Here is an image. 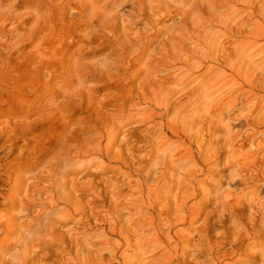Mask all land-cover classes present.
Masks as SVG:
<instances>
[{
	"label": "bare ground",
	"instance_id": "1",
	"mask_svg": "<svg viewBox=\"0 0 264 264\" xmlns=\"http://www.w3.org/2000/svg\"><path fill=\"white\" fill-rule=\"evenodd\" d=\"M7 1L9 0H0L2 34L8 23L18 25L20 20L28 14L31 15L28 21L30 27L20 30L17 26L10 35L4 33L3 38L0 37L1 54L7 50L11 52L15 44L18 45L21 42L30 41L29 46L36 43L33 51L22 53L23 55L18 58L19 60L27 59L25 60L27 63L34 59V62L32 61L34 66L30 65L33 68L28 67L22 70L17 66V83L24 81V74L36 72L40 75L45 71L50 79L58 72L67 79L63 85L60 84L61 100L59 102L51 99L39 105H33L29 109H33L31 111L37 112L40 117L46 114L48 119L57 120L70 109L83 108L87 103L90 117L95 118V135L92 138L82 139V141L73 138L72 142L66 139L60 152L48 164V176L51 177V181L61 176L62 170L66 171L65 162L73 160L76 163L71 165L72 174H76V169L86 168L85 166L93 164L106 166L107 163L111 165L109 170L116 174L113 173L114 177L102 183L95 181V178L90 179L86 183L89 191L88 200L73 197L72 192L62 193L60 190L63 184L60 187L57 186L53 200L56 199L58 204V216L66 220L78 218L73 223L72 229L57 237L56 242L59 248L55 251L51 249H45L42 253L39 249L32 251L31 246L33 247L32 243L35 242L33 236L38 235L33 233V229L39 227L31 228L24 223H9L10 231L0 238V243L9 241L11 237L17 235L16 243L7 248L5 255H0V264H47L52 259L58 264H206V262L264 264V200L261 202L264 199V162L258 161L256 153L258 151L251 152L252 148L238 156L245 147V142L238 145L241 138L239 139V135L233 133L234 125L240 120L242 121L238 125L245 124V127H251L255 131L264 126V106L261 105L264 100V68L258 75L257 73L245 75L242 84L237 82L236 77L242 75L244 66L236 70L239 66L236 61H231L235 78L220 70L222 66L218 65L220 61L218 62L217 58L214 61L215 65L210 70H205L211 64L215 54L213 48H209L214 41H206L208 35L205 39L202 38L204 40H199L202 43L199 44V48L193 50L186 49L187 43L182 38L175 39L174 35L172 36L174 39H167L161 43L155 41L156 49L143 59L149 47L144 48L142 42L137 39H127L122 34L118 35L117 20L121 10L130 8L139 12L138 16L141 15L145 19L147 28H155V23L150 16L155 14L157 17L159 13H155L157 3L147 5V2L139 3L140 0H114L113 2L106 0L105 2L108 1V3L104 7L100 5L101 0H71L72 2L68 0L70 4L67 3L64 8H61L62 10L54 9L52 10L54 12H51L52 15H45L47 8L44 0H31L26 8L33 7L34 10L25 13H19V9L7 4ZM246 1L250 2V0ZM234 2L236 1L230 0L229 3ZM222 3V0H204L203 5H206L204 8L213 11V15L209 16L210 20L206 18L209 21L208 30L216 26L223 28L228 24V21L219 20L216 23L213 20L217 16L214 11ZM169 5L170 2L165 0L160 1L158 7L169 8ZM261 14L264 16V9ZM79 18H95L94 21L98 24L94 34L88 31L83 34L85 30L83 32L78 30L82 32V36L77 37L80 35L77 34V38H74L76 31L72 27L68 29V32L62 30L61 33L56 30L59 29L61 22H74ZM189 22L191 21H188V24ZM194 23H192L193 27H189L187 23L186 25L194 28ZM215 23L216 26H214ZM186 25L183 24V26ZM188 27L185 28L188 29ZM57 31L61 33L60 38L62 37V40L58 41H63L60 47L57 44L61 41L59 43L52 41L56 35L59 37L56 34ZM191 31L190 34H194L193 30ZM196 33L199 39L200 31ZM97 38L114 44L124 39L119 47L120 54L115 56L114 64H120L124 57L137 54L139 55L137 62L142 65L139 67L140 70L138 69L140 72L138 86H134L135 88L131 86L133 88L128 89L126 85L127 90L123 96L122 105L118 107V110L110 111V113L109 111L103 113V108L97 109L90 87H87L90 80L112 79L111 70L109 71L112 64L89 63L82 56V51ZM193 39L192 42L196 41V38L194 41ZM57 47L59 49H56ZM246 53L241 56H245ZM8 55L6 56L10 57V54ZM185 55L187 59L183 58ZM154 58L160 64L166 61L170 63L169 67H166L164 63L167 68L165 73L170 74L166 76L167 78L162 77L156 80L157 74L154 73L152 65ZM6 64H8L7 61ZM114 64L113 66H116ZM0 65V67L3 65L1 60ZM217 68L221 71L220 73L206 81H198ZM36 73L34 76H37ZM4 86L0 90L5 88ZM16 87L18 88V85ZM18 89L21 92L25 91L24 87ZM227 89L228 93H226ZM224 91L225 99L211 104L215 97ZM260 91L263 95L257 97L255 93ZM6 94L8 98L5 101H10V91ZM178 94L180 95L172 100ZM22 103L20 106H23ZM249 104L256 109L246 115L249 118L240 116L239 114L243 112V109L248 108ZM14 105L11 104L12 107ZM24 105L26 106V102ZM240 105H243L242 109L238 110L241 108ZM63 119L66 120L65 117ZM133 119L136 120L137 125L125 130L124 127ZM70 123L68 122L69 125ZM4 124L9 126L11 123L6 121ZM5 125L0 129V136L6 137L8 139L6 143H10L13 140L12 134L19 133L20 125L16 126V131L5 128ZM64 131L63 133L66 134L70 130ZM66 137L68 138L67 135ZM136 150L141 151V154L134 155ZM227 172L228 174L225 175ZM203 176L202 181L200 177ZM116 181L122 182L123 187L129 188L119 191L121 185L114 183ZM224 181L235 194L256 184L255 199L245 203L241 198L233 200L234 197L231 198L228 194V199H224L220 193V185ZM124 195L130 199L120 200ZM207 202H210L212 211L205 214V219L200 222L204 215V204ZM107 204L109 206H106ZM99 205L101 208L95 209V206ZM244 215L247 217L244 218ZM211 217L215 218L214 221H210ZM12 221L13 219H9L8 222ZM4 224L5 222L0 220V228L4 229L6 227ZM188 224L192 226L189 230L185 229ZM78 227L99 231L90 236L79 237L75 233L78 232L76 231ZM46 235L53 242L52 234L46 232ZM37 242L42 243V240ZM244 252H248L247 255H242ZM205 258L207 260H204Z\"/></svg>",
	"mask_w": 264,
	"mask_h": 264
},
{
	"label": "rangeland",
	"instance_id": "2",
	"mask_svg": "<svg viewBox=\"0 0 264 264\" xmlns=\"http://www.w3.org/2000/svg\"><path fill=\"white\" fill-rule=\"evenodd\" d=\"M30 1L31 0H9L7 1V4L15 6L17 9H19V13L21 12L25 13V12H31L34 10L33 7L26 8V5H28ZM44 1L46 4L44 5L47 8L46 12H44L45 15H50V14L52 15L51 12H54L52 10L59 9V8L60 10H62L61 8H64L67 5V3L72 2L71 0L69 2L68 0H44ZM105 1L106 0H101L100 5L105 7V4L108 3L109 0L107 2ZM113 1L114 0H112V2ZM152 1H156V0H149V1L140 0L139 3L147 2V5H149V3H151L150 5H156L157 3L156 5L157 10L155 11V13L159 12L157 13L158 14L157 17L155 16V14L150 16V19L153 21V23H155L156 29L153 27L151 29L149 27L147 28L146 26L147 23H145L144 21L145 19L142 18L141 15L138 16L139 12L130 10V8H125L123 9V11L121 10L118 20H117L118 35L122 34L123 37L127 39L128 38L137 39L140 42H142L144 48L149 47L148 49H146L147 53L143 55L145 56V58L141 55L143 59H146L147 55L149 53H152L156 49L155 41H158L159 43H161L167 39L169 40L174 39L173 37L179 40L180 38H182L183 41L187 43L186 49L193 50L194 48H199L200 46L199 44L202 43V41H199V40H204L205 36L208 35V37L206 36L207 37L206 41L207 42L214 41L213 42L214 47L212 45L209 48H213L215 54L213 56L214 58H212V62H211L212 65L210 64L209 66H207L205 70H208V69L210 70V68H212V66L215 65L214 61L217 58L218 62L220 61L219 62L220 64L218 63V65L223 67V68L220 67L221 68L220 70H222L223 72H227L229 75L233 76V72H232L233 70L231 68L233 64H231L232 63L231 61H236L239 63L238 69L236 70H239V68H242L244 66L243 67L244 70L242 69V75L240 77H236L238 78L237 82L242 84L244 82L243 79L245 75H252L256 73L258 75L260 73L259 71L264 68V16L261 14L262 9H264V0H250V2L246 0H238V1L235 0L237 3L234 2L233 4H236V5H233L232 3L230 4L229 3L230 0H222L223 3L218 6L219 8H216L217 11L216 10L214 11L215 13H217L216 14L217 16L213 20L216 21V23L219 20L228 21V24L226 25V27L219 28L216 26V23H215L214 26L216 27L214 28L212 27L209 30H208L209 28L208 19L210 20L209 16L211 17L213 15V11H210L208 8H204L206 6V5H203L204 0H193V2L192 0H184L185 2L183 0H181L182 2H177V1L174 2V0H168L170 2L169 8H161V7L159 8L158 7V4L160 3V1H165V0H159V1L157 0L156 2H153V3ZM176 2L178 4H176ZM185 6L187 7L185 8ZM197 6H199V8H197ZM158 8L161 9V11ZM194 8L195 10L193 11ZM146 13L149 14L148 12ZM185 15H189V16L187 17ZM228 15L231 17L229 18ZM30 17L31 15L29 14L25 15L20 20L19 22L20 24L18 25L11 23L12 25H14L12 26L10 23H8L5 26V29L3 30V34L5 33L6 35H10V32L14 29V27H17V26L19 27L20 30L25 27H30L29 22H28ZM202 17L203 19H201ZM80 19H82V21ZM94 20L95 18H91V19L79 18L77 19L78 23H76L77 21H74V22L69 21L67 23L61 22L59 25V29L60 28L61 29L60 30L56 29V30H58L59 32H61L62 30H64L65 32L66 31L68 32L71 29L70 27H72L76 31V33L74 34V38L76 37L77 34H80V35H77V37L82 36L81 34L83 30L86 31V32L84 31L83 34L87 33V31L88 33L94 34L95 28L97 27V24H98ZM188 21H191V22L193 21L192 23L195 22L198 25L194 23V28H189V27H193V24L191 22H189L190 24H188ZM73 23L75 24L74 26H73ZM186 23L188 24L189 27L186 25ZM183 24H185L186 26H183ZM199 24H201V26ZM76 25L78 26L74 28ZM195 25L197 27H195ZM185 27H188V29L190 30L188 31V29ZM256 29L258 31H256ZM78 30L82 32L80 33L78 32ZM191 30H193L194 34L200 31L199 39L196 36L197 33L195 35L190 34ZM58 31L56 32V34L59 35L62 33V32L58 33ZM158 31H159V34H158ZM3 34L0 30L1 38H3L2 37ZM244 35L246 37H244ZM56 36L55 38L57 39L54 38V40L52 41L59 43L62 40V37L60 38L61 35H59V37H56ZM192 36H196L195 37L196 41H194L195 38ZM59 39L61 40L58 41ZM192 39L194 42H192ZM66 40L68 41V39ZM121 40L117 44H114L111 41H106L104 39L97 38L92 41L93 44L91 43L82 51V56L86 62H89V63L98 62L99 64L102 63V65L112 64V66H110L111 69L108 67L109 71L111 70L110 72L112 75V79L93 80V81L90 80L87 84V87L88 86L90 87L89 89L91 90V96L92 97L94 96V102L96 104L97 109L103 108V113L104 112L108 113V111L110 113V111L114 112L118 110L119 109L118 107H120L123 103V100H124L123 96H125V92L127 88L128 89L129 87L133 88L134 86L136 87L139 84V79H140L139 73L140 72L138 71V69L139 67L142 66L140 62L139 63L137 62L139 55L133 54L131 55L132 57L130 56L131 59L128 56L124 57V59H122L120 64H114L113 62L114 59L120 54L119 47L124 42V39H121ZM151 40H153L154 42H152ZM29 42L30 41H25V42H21L18 45L15 44L16 47L14 46L13 47L14 50H11V52L10 50L5 51L3 54H1L0 52V60H1V64H3L2 65L3 69L2 67H0V74H1L0 84L2 86L4 85L9 86V88L7 86H4L5 88L3 89H5L6 91H4L3 89H2L3 91L0 90V94L2 93V95H0V129L4 127L5 125L4 123L6 121H10L11 124L9 126L5 125V128L8 127V129H10L11 131H16L17 130L16 126L20 125L19 127L21 131V132L19 131V133L15 132L14 134H12L13 140L10 143H6L8 140L6 139V137L0 136L1 137L0 138V220L5 222L4 226L7 227V225H9L7 228L6 227L4 229L0 228V238L4 237L6 234L9 233L8 231H10L9 229L11 227L10 224L12 223H17V224L24 223L25 226H28L31 228L39 227L38 229H35V230L33 229L34 234H38L41 236H38V235L33 236V240L35 239L34 241L36 243L35 242L32 243L33 247L31 246V249L32 251L39 249L42 253L45 249H51L53 251L57 250L59 248L56 242L58 240L57 237L59 235L61 236L62 233L70 230V228L72 229L73 223H75L76 219L78 218V217H74L72 220H66L65 218H61L58 216V213H59L58 207H57L58 204L56 202V199L53 200V198L55 197L54 195H56L57 186L59 185L58 187H60L63 184L62 185L63 188L60 190L62 193L72 192L71 194L73 195V197H77L82 200H86V199L88 200L89 191L87 190L88 188L86 187V183L90 179L93 180L95 178L94 179L95 181L97 182L100 181L102 183L106 179L114 177L115 176L114 174L116 173L109 170V167L111 165L107 163L106 166L105 165L99 166L97 164H93L88 167L85 166L86 168H83L84 171H82L83 169H80V170L76 169V174H72L70 170L71 165L76 163V161L73 160V161L65 162L66 171L63 172L62 170L61 174L62 173L63 174L59 177H55V180H53V182L55 181L54 183L51 181V177L48 176L49 174L47 170L48 164L52 162L53 159L60 152L63 145H65L66 143V139H69L68 142L70 141L72 142L73 138L75 139L77 138L79 141H82V139L84 140V139L92 138L95 135L94 126L96 123H94L95 118L90 117L89 111L87 109V103H85L86 105H84L83 108L81 107L75 110L70 109L69 112L67 111L66 113H64V116L63 115L62 116L65 117L66 120H64L62 116L57 118V120L48 119L46 114L43 117H40V115L37 112L35 113L34 111H31L33 109H29L30 107L32 108L33 105H39L51 99H54L55 101L59 102L61 100L60 99L61 97H59L60 87L61 85H63L65 81H67V79L63 78L62 75L59 74V72L58 73L56 72L57 74H54L51 80L50 76L46 75V71H45L44 73L42 72L43 74L41 73L40 75L36 72H34L33 74L30 73L26 75L23 73L24 81L21 83H17L18 73L16 71L17 70L16 67L19 66L20 70H22V69L31 67L30 65L34 66L32 63V61L34 62V59L28 62L30 64H28L25 61L27 59H21V60L18 59L21 55H23L22 53H28L30 51H33V49L36 47V43H32L29 46L28 45ZM62 42L63 41L60 42L61 44L60 43L57 44V46L60 47L61 45H63ZM210 45L211 44H209V46ZM58 47L56 49H59ZM240 50H243L244 53L247 52L245 56H241V54H244V53L243 51H240ZM5 54L6 55L10 54V57H8L9 55L6 56ZM104 58L105 59L107 58V60H105ZM183 58L187 59V56L185 55ZM6 61L8 64H6ZM108 62H112V63H108ZM133 62L136 63V65H134ZM129 63H131V65ZM164 63L166 64V67H169L170 65L169 62L166 61V62H163V64H160L155 60V58L153 59L152 65L154 66V70H153L154 73L157 74L155 76L156 80L161 79L162 77H166L168 75L167 72L165 73V70L167 68L165 67ZM113 64L116 66H113ZM256 67H257V70H256ZM6 70L8 71L6 72ZM220 70L218 68L214 69L208 76L201 77L198 81L200 80L206 81L210 77L212 78L213 76L220 73L221 72ZM249 71H252V72H249ZM35 73L37 76H34ZM13 77L16 78V80ZM114 77H117V78H114ZM48 79H50V81ZM11 83L14 85H12ZM1 85H0V89L2 88ZM17 85H18V88L24 87L25 91L21 92L20 89L16 87ZM125 86L127 88H125ZM32 87L33 89H31ZM14 88H16L17 90H15ZM9 91L11 94V97H10L11 99L10 101H5L8 98L6 93H8ZM227 91L229 92L228 89L226 90V93H228ZM18 93H20V95ZM226 93L224 91L222 94H219L218 96H216L211 104H214L218 100H221V99L223 101V99H225ZM260 93L262 92L261 91L256 92L255 94L257 95V97H259L260 95H263V93L262 94ZM24 95H26V97H24ZM179 95L180 94L176 95V97L173 98L172 100L176 99ZM263 101L261 102L262 106H264ZM25 102H26V106L24 105ZM21 103L23 106H20ZM11 104L12 105L15 104L14 107H12ZM18 106H20L19 108L24 107L25 109L19 110ZM242 106L243 105H240L241 108H238V110L242 109ZM245 109L242 110L243 112L240 111L242 112L239 114L240 116H246L247 114H249L251 110L254 111L256 108H253V106L249 104L248 108H245ZM263 111H264V107H263ZM70 121L72 124L70 123ZM241 121L242 120L238 121V123ZM68 122L70 123L71 126L68 124ZM132 122L130 121V124L124 127L125 130L126 129L128 130L129 128L137 125L136 120L133 119ZM238 123L234 125L233 133L235 135H239L238 137L239 139L241 138L240 140L238 139L239 140L238 145L239 144L241 145L245 142V145H244L245 147L240 152L241 154L238 153V156L243 155V152L245 154L246 153L245 151H250V148H252L251 152L258 151L256 152L258 156V161L264 162V126L261 128H258L257 129L258 131H255V130H252L251 127H245V124L238 125ZM65 124L69 126H66ZM10 126L11 127L13 126V127L11 128ZM65 129H66V132H68V130L70 131L72 130V131L71 132L69 131L70 133L68 132L65 134L63 133L65 132L64 131ZM66 135L68 136V138L66 137ZM12 142L14 145L12 144ZM119 143L120 141L118 142V144ZM138 151L139 150L134 151V155L141 154V151L140 152ZM224 156L227 157V155H224ZM107 170L110 172H108ZM227 174L228 172L225 175ZM90 175L92 176L90 177ZM9 177L11 179H8ZM203 179H204V176L200 177V180L203 181ZM17 181H19V183ZM114 183H116L118 186L123 184L120 181H116ZM220 186H221L220 193L222 194V197L224 199H228V195H229L231 196V198L234 197L233 200H235V198L237 200L238 198H241V200L243 199L244 202L247 203L249 202V200L252 201L253 199H255L254 196H256L255 194L256 192L255 190L257 188L256 184H252L248 188L244 189L241 192H237L236 194L232 193L233 189L228 187L227 182L224 181ZM125 188L128 189L129 187L127 186L123 187V185H121L119 188V191L125 190ZM128 199L130 198L127 197V195L121 196L120 198V200L122 201H126ZM263 200L264 199H262L261 202H263ZM209 204L210 202H207L204 204V215L201 217L200 222H202L205 219V214L212 211V207H210ZM106 206H109V205L107 204ZM99 207L101 208L100 205L95 206V209L96 208L98 209ZM243 217L245 218L247 216L244 215ZM9 219H13V221L8 222ZM214 219L215 218L211 217L210 221H214ZM191 228L192 226H190L189 224L186 225L185 227V229L187 230ZM83 230H85L86 232H84ZM76 231L80 232V233L75 232L76 235L78 234L79 237H84V236H90L91 234L97 233V231L99 230H96V229L90 230L88 228L78 227ZM46 232H49L52 234L51 238H53V242H52V239L51 240L48 239ZM16 237L17 235L11 237L10 238L11 240L9 241L0 243V255H5L7 253L6 252L7 248L15 245L14 243H16ZM40 239L42 240V243L37 242V240H40ZM51 243L52 244L54 243V245H52ZM247 253L248 252H244L242 255H247ZM204 260H207V258H205ZM47 264H58V263L54 262L52 259ZM206 264H211V262H206Z\"/></svg>",
	"mask_w": 264,
	"mask_h": 264
}]
</instances>
